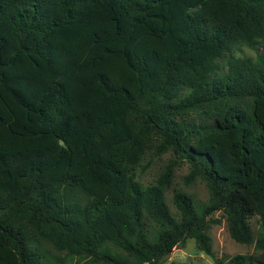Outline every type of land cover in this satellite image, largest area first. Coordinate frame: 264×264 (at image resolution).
<instances>
[{
  "label": "trees",
  "instance_id": "trees-1",
  "mask_svg": "<svg viewBox=\"0 0 264 264\" xmlns=\"http://www.w3.org/2000/svg\"><path fill=\"white\" fill-rule=\"evenodd\" d=\"M183 164L209 199L177 191L174 215ZM217 213L254 254L217 258ZM188 240L264 264V0H0V264H44L37 241L162 264Z\"/></svg>",
  "mask_w": 264,
  "mask_h": 264
},
{
  "label": "rangeland",
  "instance_id": "rangeland-1",
  "mask_svg": "<svg viewBox=\"0 0 264 264\" xmlns=\"http://www.w3.org/2000/svg\"><path fill=\"white\" fill-rule=\"evenodd\" d=\"M261 49L242 48L236 55L240 57H253ZM174 159V155L170 152L160 158L149 154L147 161H151L149 169L141 179L143 185H148L154 182L156 177L163 171V169ZM189 174V166L187 164L181 165L174 172L172 178V186L167 191V200L171 212L176 215V209L173 205V196L177 191H183L191 195L197 204L207 203L209 199L208 189L202 181H197L193 185L186 184V177ZM213 219L218 221V224H213L209 235L212 239L214 253L219 259L229 260L237 255H251L256 252V246L237 244L230 236L226 219L222 213H217ZM251 225L255 233L259 229L258 220L255 218L251 220ZM35 248L39 250L44 256V264H75L72 257L66 252L56 250L53 245L47 242H34ZM162 264H215L214 260L205 253L198 250L194 240H188L186 245L182 248L174 249L173 253L166 258Z\"/></svg>",
  "mask_w": 264,
  "mask_h": 264
}]
</instances>
